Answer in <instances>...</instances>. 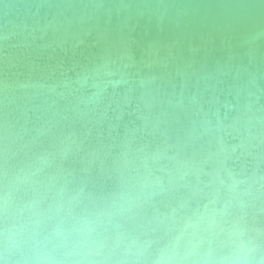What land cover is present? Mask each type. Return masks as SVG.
Here are the masks:
<instances>
[{
	"label": "water",
	"instance_id": "95a60500",
	"mask_svg": "<svg viewBox=\"0 0 264 264\" xmlns=\"http://www.w3.org/2000/svg\"><path fill=\"white\" fill-rule=\"evenodd\" d=\"M0 257L264 264V0H0Z\"/></svg>",
	"mask_w": 264,
	"mask_h": 264
},
{
	"label": "clouds",
	"instance_id": "9594fccd",
	"mask_svg": "<svg viewBox=\"0 0 264 264\" xmlns=\"http://www.w3.org/2000/svg\"><path fill=\"white\" fill-rule=\"evenodd\" d=\"M0 264H8L2 257H0ZM11 264H18V261H12Z\"/></svg>",
	"mask_w": 264,
	"mask_h": 264
},
{
	"label": "snow or ice",
	"instance_id": "6c2138e0",
	"mask_svg": "<svg viewBox=\"0 0 264 264\" xmlns=\"http://www.w3.org/2000/svg\"><path fill=\"white\" fill-rule=\"evenodd\" d=\"M157 264H159V261L157 262Z\"/></svg>",
	"mask_w": 264,
	"mask_h": 264
}]
</instances>
